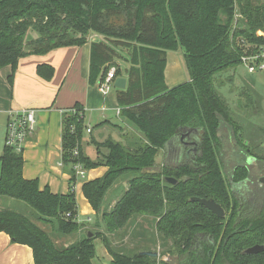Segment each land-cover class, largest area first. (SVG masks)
Here are the masks:
<instances>
[{
	"label": "trees",
	"instance_id": "obj_1",
	"mask_svg": "<svg viewBox=\"0 0 264 264\" xmlns=\"http://www.w3.org/2000/svg\"><path fill=\"white\" fill-rule=\"evenodd\" d=\"M236 13L246 27L232 31ZM92 32L102 40L92 44L91 79L100 73L105 78L112 66L117 76L128 77L122 112L143 135L134 146L112 137L93 141V159L82 153L81 105L63 119L62 159L72 167V178L78 163L84 169L108 167L103 176L83 185L85 197L102 214L105 231L123 228L134 215L154 216L159 235L172 238L185 257L182 264H219V256L232 251L240 261L264 264V252H244L264 243V207L255 217L220 218L191 201L198 196L214 198L227 208L238 204L225 182L217 132L222 126L238 128L234 132L241 140V127L217 89L218 75L239 66L242 55L264 44V0H0V68L15 69L27 55L83 44ZM31 33L35 36L28 38ZM179 48L189 80L170 88L165 81L167 52ZM119 58L130 63L127 69ZM39 73L50 78L53 67L40 65ZM189 128L200 132L196 167L184 158L176 167L157 163L161 150L168 151V143ZM23 153L5 145L0 155V197L19 201L0 200V232L29 245L35 264H95L96 246L89 231L61 247L45 228L70 237L81 231L84 221H77L74 191L54 193L49 186L41 188L38 179L24 177ZM260 155L256 157L264 158ZM200 167L209 169L203 177ZM233 174L240 181L250 172L240 164ZM123 176H128V185L105 210L106 193ZM166 176L178 183H168ZM101 236L112 256L107 264H156L155 257L141 251L133 256L115 251L104 231Z\"/></svg>",
	"mask_w": 264,
	"mask_h": 264
},
{
	"label": "crops",
	"instance_id": "obj_2",
	"mask_svg": "<svg viewBox=\"0 0 264 264\" xmlns=\"http://www.w3.org/2000/svg\"><path fill=\"white\" fill-rule=\"evenodd\" d=\"M31 36L35 34L32 33ZM101 40L99 34L92 32L83 44L27 55L19 59L15 69L11 65L0 68V116H4L8 121L11 112L15 110L27 108L35 110V131L26 142L23 153L24 177L38 179L41 188L49 186L54 193L65 194L74 191L76 194V190H79L89 207H85L83 212L94 214L96 211L85 197L83 185L85 181L103 176L108 167L85 169L89 172L85 180L79 179L78 175L75 179L72 178L70 173L72 167L64 164L62 159L63 119L73 113L77 105H81L85 128L88 118L96 123L94 127L87 128L91 140H84L83 137L84 149L90 147V144L94 145L93 141L105 140L93 136L94 128L111 126V130L116 132V140L124 141L127 146H134L135 141L143 136L135 124L123 115L121 106L123 90L116 88L112 97L110 93L104 95L99 89L104 74L100 73L91 79L92 44ZM117 60L123 70L130 65L122 58ZM40 65L53 67L50 78L39 73ZM188 80L189 74L181 49L168 50L165 69L167 86L172 88ZM112 110H116V118H121V123L112 120L110 114ZM89 156L94 158L96 154ZM115 199L113 203L116 202ZM8 200L10 202L12 199H2ZM84 215L78 210V216L84 222L92 220L91 217L86 218ZM111 258L109 255V261ZM0 264H35L33 249L29 245L14 242L6 232H0Z\"/></svg>",
	"mask_w": 264,
	"mask_h": 264
},
{
	"label": "rangeland",
	"instance_id": "obj_3",
	"mask_svg": "<svg viewBox=\"0 0 264 264\" xmlns=\"http://www.w3.org/2000/svg\"><path fill=\"white\" fill-rule=\"evenodd\" d=\"M244 27H246L244 17L240 16L239 13H236L232 31L235 29L236 31L242 30ZM31 35L32 33L28 38H30ZM241 37L242 35L238 34L237 40H240ZM217 84L219 93H221L229 102L231 114L239 123L241 127L239 130L243 133V138L239 140L235 133L238 128L233 130L232 128L222 126L217 132L222 143L221 158L224 170L230 174L232 168L244 160L248 149H251V151H254L256 154L264 156V72H250L245 65L240 64L234 69L220 73L218 75ZM115 91L116 88L111 87L109 92L111 97L114 95ZM249 99L254 100L256 103H251ZM74 112H76V109L73 113ZM110 114L113 121L121 123V118H116V110H112ZM86 123L88 127L86 126L84 129V140L90 141L91 134L87 133V128L94 127L96 123L90 118L86 120ZM6 125L7 121L5 117L0 116V155L3 153L5 147ZM129 125L131 126L130 123ZM111 129V126L109 128H94L93 136L101 140L108 137L116 139V132ZM94 149V145L91 146V144L87 149H84L82 146V153L87 156L95 155L96 151ZM176 157L175 153L163 149L161 150L160 155L157 156V161L160 164L166 163L175 166L179 161ZM75 165H73V167ZM88 176L89 172L85 170L84 176H79V179L85 180ZM249 176L250 181L245 182L246 186L257 193L264 190V181H260V178L264 177V160H257L256 164L250 166ZM127 185L128 176H123L108 190L103 202L105 210H108L115 204V202L113 203V199L117 198L116 195L120 194V188ZM75 197L78 204V210L81 213H84L86 218L91 217L92 220L89 222H83V228H81L79 233L65 238L52 232V228L46 226L45 228L51 233L52 238L58 246H67L79 237L87 235V231L92 232V237H94V243L96 246V256L93 261L95 264H107L109 262V255L111 256V254L106 248L103 237L101 236V231H104L109 244L115 251L124 252L133 256L139 251L151 250L158 253V256L155 257L156 264H182L184 262L185 257L175 246L174 240L172 238H165L162 234L159 235L156 226V217L141 214L134 215L123 228L114 232H108L105 231L101 212L96 214L92 212H83L85 211L87 204L83 200L79 190H76ZM5 198L9 197L1 196L0 200L2 201V199ZM11 199L10 202H19L13 198ZM239 249L241 250L242 248ZM233 253L234 251L229 255L222 254L219 256V264H259L256 260H249L247 262L240 261L236 259V256Z\"/></svg>",
	"mask_w": 264,
	"mask_h": 264
},
{
	"label": "flooded vegetation",
	"instance_id": "obj_4",
	"mask_svg": "<svg viewBox=\"0 0 264 264\" xmlns=\"http://www.w3.org/2000/svg\"><path fill=\"white\" fill-rule=\"evenodd\" d=\"M181 133H182V136L180 137V139L179 140L175 139L169 142L167 145V149L171 153H175V155L177 156L176 159L179 160L177 165L181 162V159L184 158L191 164L192 167H194L195 166L194 159L199 154V152L201 153L200 145H199L200 132L198 129L189 128V129H183V132ZM239 135L240 137L243 138L242 132H240ZM219 154H220V159L222 162L221 149H220ZM257 160L263 161L264 158L256 157V153L254 151L252 152L251 149H248V152L246 153L244 160L236 164L230 171V174H228L224 170V165L222 162V166H223L222 169H223V175L225 177V182L227 186L229 187L230 191L234 193L233 196L237 199L238 204L236 206V209H233L231 205H230V208H227L226 205H222L220 202L216 201L214 198L212 199H214L217 203H219L225 210V215L223 217L216 215L211 210H209L205 206L204 207L220 218H226L228 216L240 217V218L255 217L258 211L261 210L262 207H264V190H262L260 193H257L256 191H252L248 186L245 185L246 181H250V178H249L250 176L244 180L239 181L235 179V175L233 174V171L238 165L245 164L249 168V172H250V166L256 164ZM157 163L159 162L157 161ZM173 167H176V165ZM199 169H202V168L200 167ZM208 171L209 169L203 168L202 172L199 171L198 174L201 177H203ZM263 179L264 177H261L260 181H264ZM234 197H232V199ZM230 202H231V198H230ZM237 230H240V229H237ZM256 244H260V243H256Z\"/></svg>",
	"mask_w": 264,
	"mask_h": 264
},
{
	"label": "built area",
	"instance_id": "obj_5",
	"mask_svg": "<svg viewBox=\"0 0 264 264\" xmlns=\"http://www.w3.org/2000/svg\"><path fill=\"white\" fill-rule=\"evenodd\" d=\"M241 61V64L245 65L250 72H264V44L257 47L254 51L242 55ZM117 77L116 66L110 67L104 80L100 84L99 89L101 93L107 95L111 87H114V82ZM35 124L34 109H19L11 112L6 125L5 145L19 153L24 152L26 142L35 131ZM88 131L90 132L91 129H88ZM75 154H78L77 150ZM74 168L78 176H84L85 169L82 164L78 163ZM77 221L81 222L83 219L77 216ZM89 221L91 220L89 219Z\"/></svg>",
	"mask_w": 264,
	"mask_h": 264
},
{
	"label": "water",
	"instance_id": "obj_6",
	"mask_svg": "<svg viewBox=\"0 0 264 264\" xmlns=\"http://www.w3.org/2000/svg\"><path fill=\"white\" fill-rule=\"evenodd\" d=\"M127 84H128V77L126 75H122V76H118L115 79L114 87L124 90L127 88ZM165 181L174 185L178 183V180L172 176H166ZM191 201L200 203L201 205L205 206L206 208H208L209 210H211L213 213H215L220 217H223L225 215V210L223 209V207L212 198L208 199V198H201L195 196L191 198ZM88 235L89 237H91L92 232H89ZM244 252L249 255L259 254L261 252H264V244H255L253 246L248 247ZM140 254L148 255L152 257L158 256L157 252L151 250L142 251Z\"/></svg>",
	"mask_w": 264,
	"mask_h": 264
}]
</instances>
